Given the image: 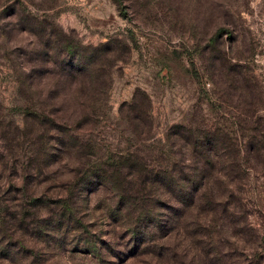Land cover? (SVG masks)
Returning <instances> with one entry per match:
<instances>
[{
	"label": "rangeland",
	"instance_id": "374dc122",
	"mask_svg": "<svg viewBox=\"0 0 264 264\" xmlns=\"http://www.w3.org/2000/svg\"><path fill=\"white\" fill-rule=\"evenodd\" d=\"M180 132L217 151L172 211ZM0 264H264V0H0Z\"/></svg>",
	"mask_w": 264,
	"mask_h": 264
},
{
	"label": "trees",
	"instance_id": "16d2710c",
	"mask_svg": "<svg viewBox=\"0 0 264 264\" xmlns=\"http://www.w3.org/2000/svg\"><path fill=\"white\" fill-rule=\"evenodd\" d=\"M85 105L84 101L75 100L72 104L67 105V109L75 112L76 114L74 116L79 121L83 118L84 113H86V111H84ZM178 136L179 139L182 140V145L186 148L185 153L188 155V161L183 162L179 160L177 169L174 167L171 168L169 164L162 165V167L161 165H158L155 169H152V191L162 188L163 194L165 195L164 197L157 194L154 195L155 198L153 204H158L159 206L171 209L172 211H183L186 206H196L200 204L205 193V191H202L208 181L197 172L200 164L199 161L204 157L212 162V155H215L216 150L214 141L209 138L205 139V137L201 136L199 133L182 134L180 132L178 133ZM58 142L60 143V154H71L74 157V161H79L80 157H82V152L79 148L80 144L75 143L69 145L67 148L63 137H59ZM77 170L78 172H83L84 178L95 179V181H98V179L100 181H106L107 179H110V175L112 174L109 169H104L102 165L98 164H91L88 168ZM133 172L135 174V171ZM226 187H228V184L225 186V190L227 189ZM209 192L211 199L206 202V206L212 208L215 202L220 200V197L215 195L213 190L212 192ZM228 193H230L229 195H232L230 189ZM229 195L228 197L230 198ZM225 200H227V198ZM117 201L119 204L121 202V209L132 203V201H129V199L121 195ZM140 209V213L138 212L134 220V222H136L135 226H137V222L142 221V218L144 220V217L146 216V214L143 213V208ZM148 221L152 224L155 223L159 227L164 224L161 220L155 217L153 209L152 219ZM131 231L135 230L132 229ZM134 235H137V233Z\"/></svg>",
	"mask_w": 264,
	"mask_h": 264
}]
</instances>
